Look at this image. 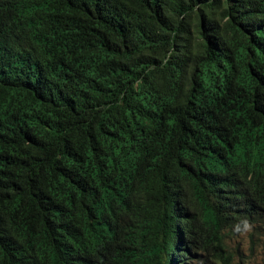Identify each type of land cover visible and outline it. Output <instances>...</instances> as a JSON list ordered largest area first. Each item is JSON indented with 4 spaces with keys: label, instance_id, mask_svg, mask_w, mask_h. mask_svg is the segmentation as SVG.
<instances>
[{
    "label": "trees",
    "instance_id": "trees-1",
    "mask_svg": "<svg viewBox=\"0 0 264 264\" xmlns=\"http://www.w3.org/2000/svg\"><path fill=\"white\" fill-rule=\"evenodd\" d=\"M244 221L264 0H0V264H229Z\"/></svg>",
    "mask_w": 264,
    "mask_h": 264
},
{
    "label": "rangeland",
    "instance_id": "rangeland-1",
    "mask_svg": "<svg viewBox=\"0 0 264 264\" xmlns=\"http://www.w3.org/2000/svg\"><path fill=\"white\" fill-rule=\"evenodd\" d=\"M225 248L232 257L231 264H264V239L250 237L248 230L228 233Z\"/></svg>",
    "mask_w": 264,
    "mask_h": 264
},
{
    "label": "clouds",
    "instance_id": "clouds-1",
    "mask_svg": "<svg viewBox=\"0 0 264 264\" xmlns=\"http://www.w3.org/2000/svg\"><path fill=\"white\" fill-rule=\"evenodd\" d=\"M243 223L245 224V226H242L241 228H233L232 230L228 231V233H237V232H243V230H248L249 234H251L250 237L255 236V235L252 234L251 227H248V222L244 221ZM227 234H226V236H227ZM256 237H257V239H259V238H263L264 239V235L256 236ZM224 243H225V241H224ZM225 250H226V248H225ZM226 252L229 254V252L227 250H226ZM205 256H206V254L203 252V260H204ZM229 256H230L229 264H231L232 257H231L230 254H229ZM213 264H219V263H213Z\"/></svg>",
    "mask_w": 264,
    "mask_h": 264
}]
</instances>
